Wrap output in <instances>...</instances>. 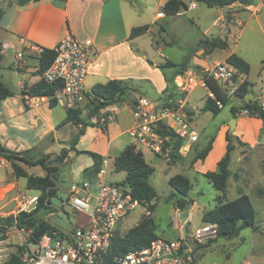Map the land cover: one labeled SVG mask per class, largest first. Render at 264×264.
<instances>
[{"label": "crops", "instance_id": "crops-1", "mask_svg": "<svg viewBox=\"0 0 264 264\" xmlns=\"http://www.w3.org/2000/svg\"><path fill=\"white\" fill-rule=\"evenodd\" d=\"M149 1L155 3L157 6L150 24H147L143 17L139 16L136 12L133 0H36L31 1L23 7L15 5L13 0H11V5L9 4L10 0H0V6L4 8V14L0 21V44H12L16 49L30 44H35L45 49H52L69 35L74 36L80 41H92L98 50V55L90 66L85 83L88 97L94 87L106 85L110 81H118L134 90V92H131L133 95L136 92V97L132 101L142 96L154 101H158L164 97L165 90L168 86L166 76L168 79H173L176 75V68L167 69L166 76L158 68L159 65H164L168 61L184 67L186 71L190 68H209L217 62H227L229 56L237 54L249 64L247 58L242 55L240 50H234L238 53L232 51L222 61H210L209 59L213 52L220 48L208 49L206 51L202 41H211L220 38L227 42L225 48L227 49L229 46L228 39H223L221 36L212 37L211 39L208 37L201 39L197 43V46L192 48L188 56H178L176 60L168 58L161 53V57L164 60H158L150 54L143 39L147 35L153 34L154 27L156 25L159 26V23L163 19L175 18L180 13L176 16L167 17L163 13V7L168 0ZM240 5L242 6L243 4L238 2L226 7L227 14H221L213 23L214 26L219 28V34L227 35L231 33V26L240 12H236L230 17L229 10ZM252 6L253 0H251V5L245 7L243 11ZM261 7L262 4L255 8L252 13L253 16H257L256 14ZM145 25L150 27L146 34L134 39L130 38L133 28ZM159 28L162 32L166 31L162 25ZM207 33H209L208 30L205 31V34ZM156 44L158 47V42ZM6 56L7 54H4L1 80L8 88L9 86L4 80L5 77L13 79L12 77L17 75V80L15 84L16 90L9 88L13 96L1 103L0 144L9 151L16 153L32 150L31 156L35 157V160L42 157H48V160H54L66 149L68 150L67 158L64 162L56 164L60 166V174L65 164H75L80 167L79 171L82 175V181L89 180L86 178L84 171L94 165V160L89 155H78L77 152L95 153L102 157V166L105 160L108 162L106 168L108 178L110 165L112 164L115 170V159L131 145L128 131L135 124L131 111L128 108H123L119 112L116 120L104 128V130L100 127L88 126L84 129V134L79 138L73 148L72 141L82 128L76 127L71 123L62 125L66 118V109L60 106L43 105L30 110L23 103L20 92L21 84L25 85L29 90L43 78V75L38 74L39 61L36 59L24 60L17 62V65L13 67L10 65L5 67L4 62ZM251 72V66L248 75H244L237 70L234 78L236 91L244 81H248L251 84L249 88L250 93L254 86L249 80ZM263 72L264 70L260 72V76ZM205 91L208 92L207 90ZM192 94L189 100L194 109L191 112V121L195 129V117L198 109L196 106L199 103V99ZM248 94L242 99L238 98L236 94L228 98L230 100L233 97L244 101ZM263 95L264 89H260V92L255 94L252 100L233 107L238 109L235 115L232 114L233 119H235L234 131L230 133L229 125H223L219 128L208 143L211 144V148L204 160H196L193 156L170 163L173 166H179L183 171L189 169L201 176L209 172H216L218 163L227 154L228 141L226 136L228 133L232 134L234 149L231 152V160L228 167L230 176L228 179L226 200H234L241 194L248 195L247 191H250L257 198L258 213L262 215L261 224L259 225L257 223L258 213L256 211L257 229L252 231V237L259 240V251H255L256 247L254 245L248 256L249 260L247 259L245 264H264V247L261 242L262 238H264V194H259L260 190L264 191V120L258 114L246 115L242 113V110L246 104H256L257 106ZM129 97L128 95V101H130ZM204 105L205 103L200 111L208 113L203 111ZM58 108H63L64 113L57 110ZM94 110L95 106L92 104V98L89 97V101L82 104V118L87 125H90L88 119ZM28 131L34 133L33 142H28L24 136L15 134L17 132L26 133ZM197 143L200 145V137ZM206 146L203 145V148ZM234 152L238 153V158L236 160L235 172L232 173V155ZM248 155L255 156V159L249 161L246 159ZM154 158L159 160L156 157ZM7 161L4 167H0V218H5L10 215L17 216L30 205L33 199H38L41 194L39 191L29 190L27 188V179L17 178L14 175L11 162L8 159ZM20 166L29 175L38 177L46 176V172L41 166L31 167L25 164H20ZM37 169L41 171L38 175L33 172ZM183 176L187 177L185 174ZM231 178L233 185H230V190L238 195L233 199H229L228 197L229 180ZM77 182L73 181L71 186ZM58 187L57 185V189H59ZM31 191H36L37 194L32 195L30 194ZM51 214L52 212L43 209L33 219L37 223H40L49 220ZM78 214L76 213L77 216ZM86 216L87 219L79 223L76 228L88 222V214ZM29 233L31 231H26L25 229L20 230L15 226L6 230V239L0 241V264L7 261L12 254L18 253L19 247H26L27 250L24 251L25 253L22 258L24 264H28L25 260L29 255V246L27 244ZM184 235V231L179 232L180 237ZM26 244L28 247L25 246Z\"/></svg>", "mask_w": 264, "mask_h": 264}, {"label": "built area", "instance_id": "built-area-1", "mask_svg": "<svg viewBox=\"0 0 264 264\" xmlns=\"http://www.w3.org/2000/svg\"><path fill=\"white\" fill-rule=\"evenodd\" d=\"M190 7L195 8L196 3ZM8 49H15L17 62L38 59L46 50H52L55 58L43 74V80L55 85L49 95H32L21 84L20 92L24 105L36 109L43 105L60 106L66 110L82 108L89 101L85 83L89 69L98 55L92 41H80L74 36H67L52 49L30 44L20 49L12 44L2 45L6 54ZM237 69L223 61L209 68H190L174 79L172 93H165L158 101L142 96L135 101H119L94 110L89 116L90 125L101 129L114 122L123 108H128L135 120L129 129L131 147L136 153L149 152L167 164L177 158H186L193 151L199 137L192 127L191 112L194 110L189 97L198 89H205L209 98L216 100L211 92L210 83H216L227 97L235 94L234 78ZM219 109L224 105L216 101ZM264 110V95L259 104ZM242 113L251 115L243 109ZM162 123V126H160ZM181 141L178 145L177 141ZM7 158L0 153V167L7 164ZM107 161L103 162L99 172L92 180H83L70 187V202L76 213H87L89 220L72 232H52L45 235L37 244L31 242L28 234V264H107L113 240L119 224L138 207L145 213L140 221L153 216L151 204H142L136 200L130 190L121 185L109 183L107 179ZM95 189L96 193L93 192ZM184 212L175 211L172 225L185 231V225L191 217L184 219ZM216 224H203L202 227L187 236L176 239L159 237L148 246L135 249L113 259L115 264H196L197 251L208 240L217 238ZM36 247L37 249H34Z\"/></svg>", "mask_w": 264, "mask_h": 264}, {"label": "rangeland", "instance_id": "rangeland-1", "mask_svg": "<svg viewBox=\"0 0 264 264\" xmlns=\"http://www.w3.org/2000/svg\"><path fill=\"white\" fill-rule=\"evenodd\" d=\"M183 1L188 5L187 11L183 10L177 17L165 18L159 23V26L162 25L165 28V32L160 31L159 26L156 25L154 27V33L147 35L143 39L150 54L160 61L164 60L163 57H161V53L168 58L177 60L178 56H188L192 48H195L201 39H204L205 37L211 39L212 37L221 36L223 39H228L229 46L224 50H215L209 60L222 61L223 58L229 55L232 51L240 50L251 66L252 72L249 80L254 85L244 101L233 97L230 98L227 105L221 109L218 115L200 111L203 104L209 98L208 92L203 89H198L193 93L194 95L192 94L199 99V103L196 106L198 109L195 117V129L193 122L192 127L198 134V137H200V145H198V143L195 144L193 151L186 158L194 156V159H196V155L209 145L208 143L211 141L212 136L217 133L218 129L223 125L230 126L232 120H235L233 119L232 108L235 105H241L243 102L252 100L254 95L260 92V89H264V72L260 76V72L264 70V0H253V6L244 11L243 9L249 6L248 4L240 5L229 10L230 17L236 12L240 13L231 26V33L227 35L219 34V28L213 25L221 14H227L225 8H209L205 4L195 0ZM133 2L139 16L143 17L147 24H150L152 20L151 18L154 16L157 9L156 4L149 0H133ZM191 3H196V7H190ZM261 4L262 7L256 14L257 16H253V11ZM206 30H208L209 33L205 34ZM156 42H158V47ZM236 45H238V47H236ZM235 52L236 51H234V53ZM6 54L7 56L5 57L4 62L5 67L8 65L12 67L17 65V60L15 59L16 50L8 49ZM12 78L13 79H8L5 77L4 80L11 90H16L15 84L17 75ZM128 95L130 96V102L136 97V95L134 96L131 92ZM57 110L64 113L63 108H58ZM15 134L24 136L28 142H33L34 140V133L30 131L26 133L17 132ZM203 145L207 146L203 148ZM143 155L147 163L155 169L154 175L150 178V185L158 194V198L153 201V203H156V209L152 216L158 227L157 235L159 237H167L171 239L180 237V230L174 229L172 222L174 220L175 211L180 209L183 212L184 209L176 206L178 201L181 200V197L177 194H173L174 190L168 184L169 179L178 174H185L192 184V189L185 198L188 205L191 206V209L188 211L191 219L188 221V224L184 226L185 234L187 236L192 235L196 229L203 226V213L216 207L218 192L208 179L192 170L186 169L183 171L179 166H173L172 164H167L165 161L155 159L153 157L154 155L149 152H144ZM232 157L233 163L231 166V172L233 173L235 172L234 170L237 164L236 160L238 158V153L234 152ZM246 159L253 161L255 156L248 155ZM79 170L80 167L78 165L65 164L63 166V171L58 176L59 181L57 185L59 186V189L57 196L51 198V206L53 207V210L51 211L52 214L49 216V222L55 224L59 229L66 232H72L79 223H82L87 219V213H79L77 216L70 202L69 189L71 184L73 181H82V175ZM33 172L37 175L41 173L40 169L34 170ZM125 176L126 174L124 172H116L113 165H110L107 178L109 183L118 184L125 179ZM231 184L233 185L232 178L229 180V199L238 196L230 190ZM93 192L96 193L95 189ZM30 194L35 195L37 192L31 191ZM247 194L251 197L253 206L258 213L259 207L257 198L250 191H247ZM144 213L145 209L143 207H138L128 215L120 223L117 235L123 237L140 221ZM183 215H185V213H183ZM261 220L262 215L258 213L257 223L259 225L261 224ZM252 231V228H245L239 237L231 240L221 238L210 246L207 245L212 239L208 240L198 248L196 264H245L246 260H249L248 256L254 245L256 247L255 251H259V240L252 237ZM1 239H6V234H0V240ZM261 242L264 247V238H262ZM25 246H27V244ZM34 249L37 248L34 247Z\"/></svg>", "mask_w": 264, "mask_h": 264}, {"label": "trees", "instance_id": "trees-1", "mask_svg": "<svg viewBox=\"0 0 264 264\" xmlns=\"http://www.w3.org/2000/svg\"><path fill=\"white\" fill-rule=\"evenodd\" d=\"M195 1L203 3L209 8H226L238 2L243 5H251V0ZM9 4H12L11 0ZM183 10L187 11L188 5L182 0H168L163 7V13L167 17L176 16ZM3 14L4 8L0 6V21ZM149 28L150 27L148 25L133 28L130 38L134 39L146 34L149 31ZM202 44L206 51L208 49L215 48L225 49L227 46V42L221 40L220 38L213 39L211 41H202ZM3 58L4 53L2 51V45L0 44V109L1 103L13 96L12 91L1 80ZM54 58V51L46 50L40 58L36 59L39 61V75H43L45 73V71L52 64ZM227 62L233 65L240 73L244 75H248L250 72V65L237 54H232L229 56L227 58ZM158 68L161 69L165 76L167 69L176 68V75L173 79H168L166 76L168 86L165 90V93H172L174 79L179 74H182L185 71V68L171 61L166 62L164 65H159ZM209 86L211 92L215 95L216 100L208 98L203 107V111L218 115L221 109L217 107L216 101L221 102L225 106L229 102V98L223 93L222 88L216 83H210ZM250 86L251 84L248 81H244L235 92L236 96L241 99L244 98L249 93ZM53 91V86L46 83L43 79L29 89V93L32 95H49ZM130 92H134V90L124 86L121 82L110 81L106 85H98L94 87L92 92L89 94V97L92 98V104L95 106V109H98L114 102L126 101ZM243 108L250 111L251 115L258 114L260 118L264 120V110L260 109L258 106H256V104H246ZM237 111V108H232L233 115H235ZM68 123L82 128L72 141L73 148L77 144L79 138L84 134V129L88 126H95L87 125L84 122V119L82 118V108L66 111V118L62 125ZM226 139L228 141L227 154L218 163L217 171L209 172L204 175L218 192L216 198V207L212 210L204 212L202 215L203 224H216L218 226L217 238L210 241L207 246L216 243L221 238L231 240L239 237L245 228H252L253 230L257 229L256 210L248 195L241 194L234 200H226L228 179L230 176L228 167L231 160V152L234 149L232 144V134L228 133ZM177 144L180 145L181 141H177ZM210 148L211 144L198 153L196 155V159L204 160ZM31 152L32 150L21 153L12 152L0 144V153L11 162L14 175L17 178H26L27 188L29 190H36L41 193L38 197L37 208L33 211L26 212L23 210L17 216L10 215L5 218H0V234L5 235L8 228L15 226L20 230L25 229L26 231H31V242L35 241L38 244L45 235L51 234L52 232L61 233L63 231L56 225L53 226L49 220L37 223L33 217L43 209L48 210L49 212L53 210V207L51 206V198L57 195L58 189L56 184L59 181L58 176L60 175V166L56 164H60L65 161L68 155V150L64 149L61 152V155L54 160H48V157H42L35 160V157L31 156ZM77 154L89 155L93 158L94 165L91 168L86 169L84 174L86 175L87 179H94L95 175L99 172L102 166V157L90 152H77ZM178 159L182 158L179 157L176 160ZM20 164H25L31 167L41 166L46 172V176L38 177L29 175L20 166ZM115 170L116 172L126 173V177L121 185L127 187L130 190L132 196L143 205L151 204L150 208L154 212L156 209V203H153V201L158 198V194L156 190L150 185V178L154 175L155 170L146 163L144 155L142 153H136L131 146H128L115 159ZM168 184L174 190L173 194H177L181 197V200L178 201L176 206L178 208L184 209L188 205V202L185 198L192 189L190 180L187 177L179 174L170 178ZM259 194H264V191L260 190ZM157 228L158 227L155 220L153 217H150L139 221L123 237L116 235L113 240L111 252L108 256L107 264H115L113 263V259L116 256H123L130 251L143 246H148L153 240L159 238L157 235ZM26 250V247H19L18 253L12 254L9 259L2 264H24L22 256Z\"/></svg>", "mask_w": 264, "mask_h": 264}, {"label": "water", "instance_id": "water-1", "mask_svg": "<svg viewBox=\"0 0 264 264\" xmlns=\"http://www.w3.org/2000/svg\"><path fill=\"white\" fill-rule=\"evenodd\" d=\"M31 1H36V0H13V3L15 5H18V6L23 7V6L27 5L28 3H30ZM55 87L56 86L53 85V88H55ZM160 126H162V123H160ZM234 129H235V120H233L232 123H231V125H230V133H232L234 131ZM56 187H57V184H56ZM37 205H38V199L35 198V199L32 200V202L30 203V205L25 209V211L26 212H31V211H33L34 209L37 208ZM189 208H190V206L187 205L184 208V210H183V212L185 213L184 219H186L187 216H188ZM52 225L55 226V224H53V223H52Z\"/></svg>", "mask_w": 264, "mask_h": 264}]
</instances>
